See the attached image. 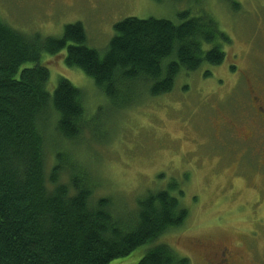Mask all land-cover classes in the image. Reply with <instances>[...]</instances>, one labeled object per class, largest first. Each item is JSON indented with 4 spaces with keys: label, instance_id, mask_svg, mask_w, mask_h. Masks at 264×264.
Instances as JSON below:
<instances>
[{
    "label": "rangeland",
    "instance_id": "374dc122",
    "mask_svg": "<svg viewBox=\"0 0 264 264\" xmlns=\"http://www.w3.org/2000/svg\"><path fill=\"white\" fill-rule=\"evenodd\" d=\"M184 11L205 15L229 41L215 40L224 52L219 65L180 70L170 93L113 112L89 77L61 55H44L50 87L63 77L84 93L91 129L72 146L90 171L93 198L132 212L150 193L177 188L182 195L171 194L187 218L161 243L188 264H207L223 246L240 264H264V157L256 155L264 127L247 118L253 95L264 101V0H0V18L20 33L58 38L65 25L81 23L86 44L99 52L124 18L178 24ZM250 132L260 139H241ZM149 247L108 264H137Z\"/></svg>",
    "mask_w": 264,
    "mask_h": 264
},
{
    "label": "trees",
    "instance_id": "16d2710c",
    "mask_svg": "<svg viewBox=\"0 0 264 264\" xmlns=\"http://www.w3.org/2000/svg\"><path fill=\"white\" fill-rule=\"evenodd\" d=\"M178 18H124L103 52L86 44L81 23L54 38L24 35L0 18V264H108L144 245L150 247L137 264H188L159 241L187 218L171 194L181 196L177 188L150 193L132 212L93 198L95 184L84 175L90 171L72 146L93 117L69 80L50 87L43 58L61 55L120 112L170 93L180 70L223 61L215 40H229L213 21L188 11ZM137 84L148 86L146 93L138 88L129 97Z\"/></svg>",
    "mask_w": 264,
    "mask_h": 264
},
{
    "label": "flooded vegetation",
    "instance_id": "af4514ba",
    "mask_svg": "<svg viewBox=\"0 0 264 264\" xmlns=\"http://www.w3.org/2000/svg\"><path fill=\"white\" fill-rule=\"evenodd\" d=\"M251 101H252L251 104H253V106H251L250 104L252 108L251 110L252 114L248 116L247 118L253 119L258 125H261V127H264V101L262 103V100H260V98L256 95H253ZM253 133L254 132L244 133V135L241 136V139L243 140L245 139L246 142L253 140V138L260 139V136L258 134L253 135ZM263 136H264V131H263ZM263 147H264L263 144H259L258 148L256 149V155L260 158L264 157ZM247 149H249V147ZM243 153H247V151H243ZM261 165L264 166V159ZM204 250L206 249H203V251ZM207 264H240V260L238 257H236L234 252L228 246H223L219 251H216L215 254H212V258L208 259Z\"/></svg>",
    "mask_w": 264,
    "mask_h": 264
}]
</instances>
